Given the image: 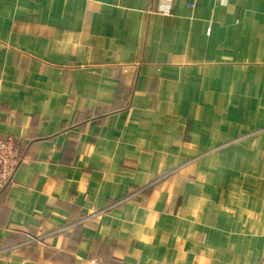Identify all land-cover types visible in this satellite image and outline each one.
Listing matches in <instances>:
<instances>
[{"label":"crops","instance_id":"obj_1","mask_svg":"<svg viewBox=\"0 0 264 264\" xmlns=\"http://www.w3.org/2000/svg\"><path fill=\"white\" fill-rule=\"evenodd\" d=\"M9 137L0 264H264V0H0Z\"/></svg>","mask_w":264,"mask_h":264},{"label":"built area","instance_id":"obj_2","mask_svg":"<svg viewBox=\"0 0 264 264\" xmlns=\"http://www.w3.org/2000/svg\"><path fill=\"white\" fill-rule=\"evenodd\" d=\"M159 13L170 15L169 9H162ZM24 160L14 138L0 139V192L10 185L15 172Z\"/></svg>","mask_w":264,"mask_h":264},{"label":"rangeland","instance_id":"obj_3","mask_svg":"<svg viewBox=\"0 0 264 264\" xmlns=\"http://www.w3.org/2000/svg\"><path fill=\"white\" fill-rule=\"evenodd\" d=\"M10 138V137H9ZM12 138V137H11ZM0 139H6V138H0ZM15 141H16V139H15ZM129 197H127L126 199H128ZM125 200V199H124ZM122 203V201H119L118 203H116L117 205L118 204H121ZM34 241H37L36 239H34Z\"/></svg>","mask_w":264,"mask_h":264}]
</instances>
